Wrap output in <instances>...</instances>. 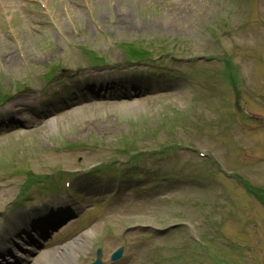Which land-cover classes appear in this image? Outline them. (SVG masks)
I'll return each mask as SVG.
<instances>
[{
	"label": "rangeland",
	"instance_id": "1",
	"mask_svg": "<svg viewBox=\"0 0 264 264\" xmlns=\"http://www.w3.org/2000/svg\"><path fill=\"white\" fill-rule=\"evenodd\" d=\"M127 43L153 48L154 63L125 64ZM84 49L104 64L91 66ZM49 67L56 82L43 81ZM142 81L150 93L129 95ZM0 90L1 216L34 228L52 220L42 237L29 231L48 251L95 224L73 264L92 262L97 247L105 264H264V202L192 150L215 149L227 172L264 191V0H0ZM234 91L245 112L230 104ZM15 97L31 99L16 115L32 120L24 128L10 123ZM77 169L48 200L17 206L29 173ZM99 205L101 221L90 218Z\"/></svg>",
	"mask_w": 264,
	"mask_h": 264
},
{
	"label": "bare ground",
	"instance_id": "2",
	"mask_svg": "<svg viewBox=\"0 0 264 264\" xmlns=\"http://www.w3.org/2000/svg\"><path fill=\"white\" fill-rule=\"evenodd\" d=\"M55 16L58 17V14H55ZM16 105L17 106L27 105V101H24V99L21 101L18 100V101H16L15 106ZM19 110H20V108H17V109H15V112L18 113ZM129 110H131V109H129ZM53 122H55V121L53 120ZM86 238L87 237L85 235H83L81 237H78L76 239H73V240L67 242L63 246V248L60 250L47 252L44 255L41 254L39 256V258L36 259L33 264H73V260L76 256V252L80 251L83 248L84 243L86 241ZM0 242H1V238H0ZM26 248L27 249H25V250L30 249L31 252L34 251V249L32 247H26ZM2 250L3 249L0 247V251H2Z\"/></svg>",
	"mask_w": 264,
	"mask_h": 264
}]
</instances>
